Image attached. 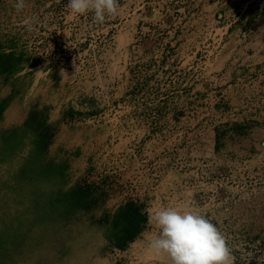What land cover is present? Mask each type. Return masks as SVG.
Returning a JSON list of instances; mask_svg holds the SVG:
<instances>
[{"label": "rangeland", "instance_id": "1", "mask_svg": "<svg viewBox=\"0 0 264 264\" xmlns=\"http://www.w3.org/2000/svg\"><path fill=\"white\" fill-rule=\"evenodd\" d=\"M14 3L0 0V264H171L149 248L166 207L205 214L232 264H262L264 0H118L102 22L68 0Z\"/></svg>", "mask_w": 264, "mask_h": 264}, {"label": "clouds", "instance_id": "2", "mask_svg": "<svg viewBox=\"0 0 264 264\" xmlns=\"http://www.w3.org/2000/svg\"><path fill=\"white\" fill-rule=\"evenodd\" d=\"M73 14L93 12L102 22L105 16L118 14V0H68ZM20 12L25 0H15ZM33 22L26 21V30H33ZM159 234L149 241L156 255L167 256L171 264H232V249L218 227L205 214L195 210L166 207L157 210L153 218ZM264 264V262H262Z\"/></svg>", "mask_w": 264, "mask_h": 264}, {"label": "crops", "instance_id": "3", "mask_svg": "<svg viewBox=\"0 0 264 264\" xmlns=\"http://www.w3.org/2000/svg\"><path fill=\"white\" fill-rule=\"evenodd\" d=\"M201 71H199L198 73V75H200L201 73L203 74V73H205V72H208V73H210V72H212V73H215L216 72V70H218V73H220V69H212V70H210V69H200ZM186 72V71H185ZM203 76V75H202ZM199 77H197V79H198ZM203 81H198V83H197V88H198V84L199 83H202ZM193 84H195V81H193V82H191V87L193 88Z\"/></svg>", "mask_w": 264, "mask_h": 264}]
</instances>
